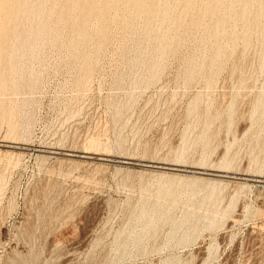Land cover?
Instances as JSON below:
<instances>
[{
    "label": "rangeland",
    "instance_id": "1",
    "mask_svg": "<svg viewBox=\"0 0 264 264\" xmlns=\"http://www.w3.org/2000/svg\"><path fill=\"white\" fill-rule=\"evenodd\" d=\"M0 264H264V0H0Z\"/></svg>",
    "mask_w": 264,
    "mask_h": 264
}]
</instances>
